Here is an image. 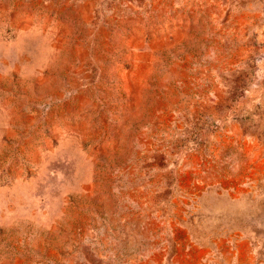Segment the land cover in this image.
<instances>
[{"label": "rangeland", "instance_id": "1", "mask_svg": "<svg viewBox=\"0 0 264 264\" xmlns=\"http://www.w3.org/2000/svg\"><path fill=\"white\" fill-rule=\"evenodd\" d=\"M0 264H264V0H0Z\"/></svg>", "mask_w": 264, "mask_h": 264}]
</instances>
